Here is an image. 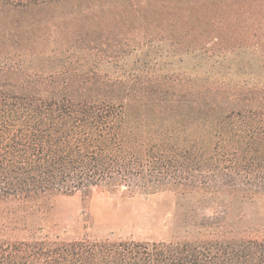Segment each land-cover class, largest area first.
<instances>
[{
    "label": "trees",
    "instance_id": "1",
    "mask_svg": "<svg viewBox=\"0 0 264 264\" xmlns=\"http://www.w3.org/2000/svg\"><path fill=\"white\" fill-rule=\"evenodd\" d=\"M64 1L0 0V264H264V236L252 231L171 241L5 237L3 206L58 195L197 194L213 202L203 205L213 214L194 223L205 229L224 223L227 201L264 198V87L220 88L208 79L169 75L112 78L68 61L103 46L110 54L124 52L115 27L55 25V34L37 36L63 34L66 44L52 49H61L58 67L50 74L24 70L22 54L36 50L31 43L41 21H23ZM156 1L125 7L151 26L158 21L137 12L145 7L155 14ZM163 1L159 8L179 9L176 0ZM4 17L11 22L3 24ZM160 38L161 31L150 34L151 41Z\"/></svg>",
    "mask_w": 264,
    "mask_h": 264
},
{
    "label": "rangeland",
    "instance_id": "2",
    "mask_svg": "<svg viewBox=\"0 0 264 264\" xmlns=\"http://www.w3.org/2000/svg\"><path fill=\"white\" fill-rule=\"evenodd\" d=\"M131 1L66 0L38 11L37 16L31 13L23 24L34 18L41 23H36V42L31 43L36 50L22 54L23 69L50 74L53 67H58L61 49L58 52L52 49L66 44L63 34L59 37L50 34L44 39L37 36L45 32L55 34V25L66 31L81 26L87 29L98 26L102 31L115 27L124 52L110 54L103 46L91 54H71L68 61L73 64L78 61L80 69L112 78L169 75L208 79L220 88L224 83L264 87V0H176L178 10L169 6L161 9L160 5L166 1L157 0L155 14L145 7L137 12L138 17L141 11L144 13L142 20L150 17L158 21L159 24L151 26L139 23L136 13L125 7ZM10 22L11 18H3V24ZM130 22L133 24L129 25ZM158 31L163 32L164 38L151 41L150 34ZM174 31L177 34L171 37ZM182 32L188 33L187 38L178 37ZM206 45L212 48L206 49ZM208 200L202 201L197 194L184 196L176 192L124 197L96 191L91 198L58 195L19 206L7 204L2 207V219L5 237L10 240L48 235L51 240L59 238L67 242L107 238L171 241L199 236L206 239L221 235L222 231H252L264 236V198L253 202L227 201L221 210L226 216L219 229L194 225L205 215L213 214V209L203 207L213 205ZM188 220L193 226L184 223Z\"/></svg>",
    "mask_w": 264,
    "mask_h": 264
}]
</instances>
